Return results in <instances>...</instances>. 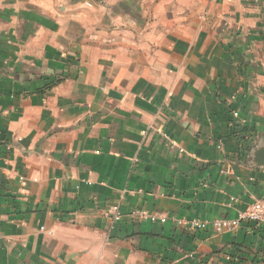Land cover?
<instances>
[{"label":"crops","instance_id":"1","mask_svg":"<svg viewBox=\"0 0 264 264\" xmlns=\"http://www.w3.org/2000/svg\"><path fill=\"white\" fill-rule=\"evenodd\" d=\"M256 200L264 0H0V264H264L174 222Z\"/></svg>","mask_w":264,"mask_h":264},{"label":"built area","instance_id":"2","mask_svg":"<svg viewBox=\"0 0 264 264\" xmlns=\"http://www.w3.org/2000/svg\"><path fill=\"white\" fill-rule=\"evenodd\" d=\"M237 115V113H235ZM115 219L120 220L123 216L120 210H116ZM135 217L143 219H150L152 221L160 220L162 222L167 221V216L151 215L147 211L136 210L132 213ZM174 222L177 226L190 231L207 229L212 226L216 232L232 231L243 222L256 223L264 229V200H256L250 203L243 211L239 213L236 218L218 217L211 220L199 219V218H174Z\"/></svg>","mask_w":264,"mask_h":264},{"label":"trees","instance_id":"3","mask_svg":"<svg viewBox=\"0 0 264 264\" xmlns=\"http://www.w3.org/2000/svg\"><path fill=\"white\" fill-rule=\"evenodd\" d=\"M46 88H48V87H46Z\"/></svg>","mask_w":264,"mask_h":264}]
</instances>
